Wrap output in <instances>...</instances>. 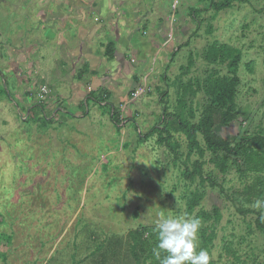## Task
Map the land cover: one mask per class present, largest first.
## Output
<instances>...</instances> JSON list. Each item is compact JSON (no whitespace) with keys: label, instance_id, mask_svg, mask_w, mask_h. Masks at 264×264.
I'll use <instances>...</instances> for the list:
<instances>
[{"label":"rangeland","instance_id":"374dc122","mask_svg":"<svg viewBox=\"0 0 264 264\" xmlns=\"http://www.w3.org/2000/svg\"><path fill=\"white\" fill-rule=\"evenodd\" d=\"M48 2L0 0V264H135L127 234L154 230L160 211L201 219L199 244L214 257L210 264H264V234L255 216L238 213L218 187L184 178L185 166L199 156L188 155L181 131L172 130L178 159L159 140L164 104L198 122L206 80L231 76L227 61L208 56L211 45L241 53L235 101L243 111L214 133L234 143L264 132V0L236 2L218 13L202 0H137V12H121L127 21L118 28L132 43L114 83L120 129L98 92L81 107L75 100L72 85L83 60L70 63L68 53L78 43L76 30L71 27L68 46L52 42ZM42 87L47 92L38 96ZM211 157L204 155L206 171L213 169ZM218 175L231 197L254 178ZM204 230L213 236L206 238Z\"/></svg>","mask_w":264,"mask_h":264},{"label":"trees","instance_id":"16d2710c","mask_svg":"<svg viewBox=\"0 0 264 264\" xmlns=\"http://www.w3.org/2000/svg\"><path fill=\"white\" fill-rule=\"evenodd\" d=\"M202 1H208L207 8L217 13L233 7L236 2H244V0ZM105 54L109 59H112L114 56L113 50L109 45L106 46ZM208 56L220 64L227 61L226 68L231 76H215L206 80L204 92L208 95V98L202 106L201 116L198 122L192 123L185 120L183 112L170 113L168 104H164L162 118L164 121H160V124H162L160 131L165 136L159 140L163 141L174 154L175 159H178V147L173 142L172 130L181 131L185 135L188 143V155L191 156L197 152L199 156L193 161L192 167L185 166L184 178L188 181H193L198 177L202 183L208 182L212 187H218L232 201L238 213L241 215L255 216V226L264 234V219L261 218V212L242 205L243 201L247 204H252L256 199L264 198V132L261 130L254 134L243 135L240 139L232 143L219 137L213 131L217 125L229 127L233 121L238 119V115L243 113L239 107L237 108L235 101L238 91L237 88L240 84L237 73L241 53L225 45H211L208 48ZM164 95L166 93L162 94V96ZM179 102L182 103L184 101L181 102L179 100ZM186 106L184 102V105L181 107L186 108ZM119 112V110L114 108V111L111 113V120L118 129H120L121 125ZM190 115L194 117L195 114L191 112ZM170 117H174L175 122L169 121L168 119ZM156 130L157 127H153L142 138H148ZM199 135L203 138L204 147L199 142ZM206 152L212 155L209 163L213 166V169L210 171L204 169L206 161L203 158ZM216 170L218 173H216ZM231 171L243 176L254 175L252 182L247 183L244 189L234 191L235 195L233 194V197L225 191L223 184L219 181L218 175L225 176ZM196 197V193H193L192 203L194 205H196ZM212 216L215 221L220 219V211L217 207L213 208ZM203 233L209 239L213 236V233H208L207 230H204ZM126 243L135 264H149V261H151V264H159V261L152 256L151 251L157 243L156 233L152 228L139 227L138 229L130 231L127 234Z\"/></svg>","mask_w":264,"mask_h":264},{"label":"crops","instance_id":"0c3cea01","mask_svg":"<svg viewBox=\"0 0 264 264\" xmlns=\"http://www.w3.org/2000/svg\"><path fill=\"white\" fill-rule=\"evenodd\" d=\"M51 1L49 0L46 10L49 25H43L47 26L46 33L52 42L57 41L68 46L67 37L71 27L76 30L74 36L78 38L77 45L73 46L68 53L70 63L74 58L81 57L80 59L83 60L82 65L75 72L79 81L72 85L75 100L81 107L85 102L88 104L87 100L90 99L92 93L98 92V100L110 106L111 119V113L116 108L114 106L115 95H118L120 88L114 84L117 82L116 76L120 75L117 73V68L125 66L128 57L126 51L132 43L131 35L118 28L119 22L123 25L127 21V19H122L123 15L120 13L129 17V10L139 3L137 0L131 3L129 0H63L61 4H54ZM133 11L137 12L138 9L134 8ZM57 15H62V19H58ZM72 21H78V23L75 24ZM129 32H132L131 29ZM42 33L45 36L44 30ZM41 43L43 41L36 44ZM108 45L113 50L112 59L105 54ZM64 77L59 79L65 81Z\"/></svg>","mask_w":264,"mask_h":264},{"label":"clouds","instance_id":"9594fccd","mask_svg":"<svg viewBox=\"0 0 264 264\" xmlns=\"http://www.w3.org/2000/svg\"><path fill=\"white\" fill-rule=\"evenodd\" d=\"M251 207L260 211L264 219V198L256 199ZM201 227V219L187 212L175 216L158 212L154 221L157 243L151 250L152 256L159 264H210L214 257L199 244Z\"/></svg>","mask_w":264,"mask_h":264},{"label":"built area","instance_id":"2783aa9c","mask_svg":"<svg viewBox=\"0 0 264 264\" xmlns=\"http://www.w3.org/2000/svg\"><path fill=\"white\" fill-rule=\"evenodd\" d=\"M41 92L42 93H44V94H46V92H47V89L46 88H44V87H42L41 89H40V91L38 92V96H40V94H41ZM41 97H43L42 95H41Z\"/></svg>","mask_w":264,"mask_h":264}]
</instances>
